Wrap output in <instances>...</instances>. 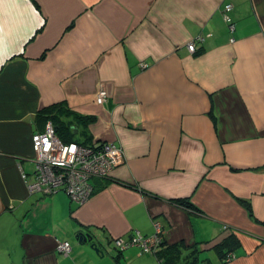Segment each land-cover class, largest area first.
<instances>
[{"label":"crops","instance_id":"obj_1","mask_svg":"<svg viewBox=\"0 0 264 264\" xmlns=\"http://www.w3.org/2000/svg\"><path fill=\"white\" fill-rule=\"evenodd\" d=\"M56 103L123 154L81 205L21 178ZM153 220L157 253L113 247ZM170 247L168 264H264V0H0V264H163Z\"/></svg>","mask_w":264,"mask_h":264},{"label":"built area","instance_id":"obj_2","mask_svg":"<svg viewBox=\"0 0 264 264\" xmlns=\"http://www.w3.org/2000/svg\"><path fill=\"white\" fill-rule=\"evenodd\" d=\"M232 5L223 7V18L230 31H233L231 17ZM196 40L187 45L189 52H195ZM141 67H145L141 64ZM106 99V92L101 88L96 95V102L101 104ZM32 150L34 173L31 178L22 173L30 194L51 195L57 191H64L72 202L85 203L93 193L90 181L94 178L110 177L112 171L122 163L123 154L120 147L113 142H100L82 144L74 141L62 142L56 135V128L52 121H47L43 130L32 135ZM154 232L150 236H143L137 231L130 238L112 239L113 247L123 252L135 247L140 254H155L164 242V230L157 220L152 221ZM57 251L69 255L71 245L69 242H59ZM234 258L232 252L225 254L224 261L229 262Z\"/></svg>","mask_w":264,"mask_h":264},{"label":"trees","instance_id":"obj_3","mask_svg":"<svg viewBox=\"0 0 264 264\" xmlns=\"http://www.w3.org/2000/svg\"><path fill=\"white\" fill-rule=\"evenodd\" d=\"M37 119H39L38 121L41 125L48 120L52 121L56 128V135L64 143L78 141L82 144H90L89 139L85 138L81 141L77 139V135L80 134L86 137V128L94 118L83 116L72 111L65 103H56L41 109L37 114ZM177 251V247H170L165 252H160L158 256L163 258V264H168L172 259L178 257L179 254ZM188 264H200V262L194 258Z\"/></svg>","mask_w":264,"mask_h":264},{"label":"water","instance_id":"obj_4","mask_svg":"<svg viewBox=\"0 0 264 264\" xmlns=\"http://www.w3.org/2000/svg\"><path fill=\"white\" fill-rule=\"evenodd\" d=\"M74 238L78 242V244H88L90 249L93 250L95 253L100 252L99 245L97 241H95L93 238V235H90L88 233H82L78 232Z\"/></svg>","mask_w":264,"mask_h":264}]
</instances>
